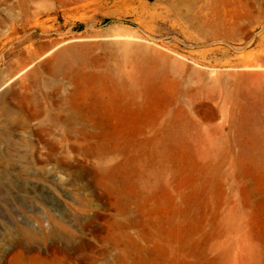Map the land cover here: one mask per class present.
<instances>
[{
  "label": "rangeland",
  "instance_id": "rangeland-1",
  "mask_svg": "<svg viewBox=\"0 0 264 264\" xmlns=\"http://www.w3.org/2000/svg\"><path fill=\"white\" fill-rule=\"evenodd\" d=\"M255 71L264 0H0V264H264Z\"/></svg>",
  "mask_w": 264,
  "mask_h": 264
},
{
  "label": "bare ground",
  "instance_id": "bare-ground-1",
  "mask_svg": "<svg viewBox=\"0 0 264 264\" xmlns=\"http://www.w3.org/2000/svg\"><path fill=\"white\" fill-rule=\"evenodd\" d=\"M70 39H66L64 41H57L54 45L42 55L45 58V62H47L50 68H56L61 61L65 58L73 56L76 54V49L74 45H68L70 43ZM264 76L262 72H250V73H242L240 78L243 80H258ZM78 82L74 86V91L72 97L70 98V108L76 109L78 101L85 99L90 94V85L86 80V76L84 74H78ZM0 98L2 96L0 95ZM107 112L113 116H116L117 120L114 123L113 133L119 135L127 144H128V130H132L136 124V118L130 115L128 112L124 110L115 109L112 104L107 105ZM176 147L181 153L175 154V150L173 147ZM158 152L160 155H163L168 158L177 159L180 158L182 161L186 156V149L184 144L175 139V141L162 140L158 144ZM178 151V152H179ZM178 171H183V162H179Z\"/></svg>",
  "mask_w": 264,
  "mask_h": 264
}]
</instances>
